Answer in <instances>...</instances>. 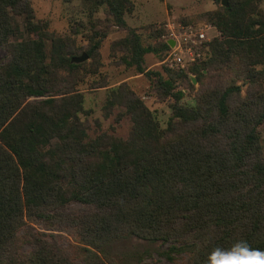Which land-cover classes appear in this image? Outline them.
I'll return each instance as SVG.
<instances>
[{"label": "trees", "instance_id": "obj_1", "mask_svg": "<svg viewBox=\"0 0 264 264\" xmlns=\"http://www.w3.org/2000/svg\"><path fill=\"white\" fill-rule=\"evenodd\" d=\"M82 1L90 15L105 7L129 31L120 41L124 62L156 77L159 97L174 99L173 114L162 126L124 82L109 89L104 110L109 117L125 108L117 121L131 117L129 137L91 138L78 86L81 73L101 66L106 33L89 35V70L72 62L82 53L70 37L36 20L32 0H0V264H119L104 251L129 236L191 248L183 263L166 254L173 264H205L213 247L238 240L264 250V0H213L217 8L204 21H181L212 23L221 34L187 68L164 64V72L147 70L144 56L168 55L166 28L145 45L125 17L133 0ZM17 16L29 36L13 40ZM190 74L201 84L194 104L182 102L179 87L195 89ZM73 203L79 211L68 209ZM32 219L47 229L73 228L84 254L46 238Z\"/></svg>", "mask_w": 264, "mask_h": 264}, {"label": "rangeland", "instance_id": "obj_2", "mask_svg": "<svg viewBox=\"0 0 264 264\" xmlns=\"http://www.w3.org/2000/svg\"><path fill=\"white\" fill-rule=\"evenodd\" d=\"M133 10L126 14V20L138 34L141 35L145 45L158 42L155 32H165L168 22H201L204 15L217 8L213 0H133ZM36 20L46 22L48 28L59 36L70 37L81 54L91 44L89 35L99 32L106 33L101 40L99 49L101 66L94 74L81 73V81L78 89L85 97L84 106L89 114H82V118L90 125L89 136L91 138L106 132L110 135L126 139L129 137L133 122L129 115H125L117 121L118 114L124 111L123 106H116L109 117L105 115V104L108 99L109 89L127 83L155 112L162 126H167L173 114V98L162 99L156 84V77L150 78L145 73H140L135 66H128L124 60L125 50L121 49L120 41L128 36L129 31L114 25L106 13V8L101 7L94 15H90L88 7L82 0L70 2L64 0H32ZM264 7V1L262 2ZM207 20V19H206ZM16 23L20 26L17 34L12 39H24L29 36L24 28V18L16 17ZM95 25V26H93ZM97 27V28H93ZM167 33V30L165 34ZM213 31H211V34ZM102 36H99V39ZM48 52L50 42L48 43ZM6 58V51L0 48V62ZM130 59V55H129ZM93 58L85 61L87 68L92 69ZM163 57L155 53H147L144 56V66L147 70L164 72ZM196 79V76L190 74ZM197 80V79H196ZM102 82L106 86L93 87V83ZM105 82V83H104ZM243 95L247 83H242ZM195 89L180 85L185 92L183 103L194 104L197 91L201 84L194 82ZM264 84V81H263ZM35 99V98H34ZM260 137L264 150V124L260 127ZM80 205L73 203L68 209L79 211ZM31 224L36 230L47 232L46 238L56 239L59 245L70 248L75 256L83 255L82 245L78 241V235L73 228L54 230L45 228L34 219ZM55 235V238L51 236ZM191 248H170L169 243L163 241H149L137 236H129L112 242L104 251V254L118 260L119 264H173L166 255L170 254L178 263H183L191 254ZM103 254V255H104Z\"/></svg>", "mask_w": 264, "mask_h": 264}, {"label": "built area", "instance_id": "obj_3", "mask_svg": "<svg viewBox=\"0 0 264 264\" xmlns=\"http://www.w3.org/2000/svg\"><path fill=\"white\" fill-rule=\"evenodd\" d=\"M166 40L173 39L175 45L164 58L163 63L175 69H185L196 61L201 53L197 50L221 32L212 23L184 24L168 22ZM211 31L215 34H211Z\"/></svg>", "mask_w": 264, "mask_h": 264}, {"label": "clouds", "instance_id": "obj_4", "mask_svg": "<svg viewBox=\"0 0 264 264\" xmlns=\"http://www.w3.org/2000/svg\"><path fill=\"white\" fill-rule=\"evenodd\" d=\"M205 264H264V250L252 248L246 240H238L228 248L213 247Z\"/></svg>", "mask_w": 264, "mask_h": 264}, {"label": "water", "instance_id": "obj_5", "mask_svg": "<svg viewBox=\"0 0 264 264\" xmlns=\"http://www.w3.org/2000/svg\"><path fill=\"white\" fill-rule=\"evenodd\" d=\"M222 4L227 6L228 5V0H223L222 1ZM168 44L173 47L175 45V41L173 39H168ZM89 59V54L86 52V51H83L81 55L79 56H75L72 58V62L74 63H82V62H85ZM193 82H196L197 80L191 76Z\"/></svg>", "mask_w": 264, "mask_h": 264}]
</instances>
